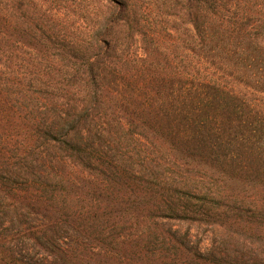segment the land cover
I'll return each mask as SVG.
<instances>
[{
    "label": "trees",
    "instance_id": "trees-1",
    "mask_svg": "<svg viewBox=\"0 0 264 264\" xmlns=\"http://www.w3.org/2000/svg\"><path fill=\"white\" fill-rule=\"evenodd\" d=\"M0 264H264V0H0Z\"/></svg>",
    "mask_w": 264,
    "mask_h": 264
},
{
    "label": "rangeland",
    "instance_id": "rangeland-1",
    "mask_svg": "<svg viewBox=\"0 0 264 264\" xmlns=\"http://www.w3.org/2000/svg\"><path fill=\"white\" fill-rule=\"evenodd\" d=\"M173 229L180 230V232H188L191 235V239L195 242H200L203 247H208L211 242V232L209 227L205 225H197L195 223L188 222H172Z\"/></svg>",
    "mask_w": 264,
    "mask_h": 264
}]
</instances>
